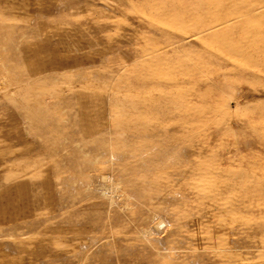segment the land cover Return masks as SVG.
<instances>
[{
  "label": "rangeland",
  "instance_id": "374dc122",
  "mask_svg": "<svg viewBox=\"0 0 264 264\" xmlns=\"http://www.w3.org/2000/svg\"><path fill=\"white\" fill-rule=\"evenodd\" d=\"M0 264H264V0H0Z\"/></svg>",
  "mask_w": 264,
  "mask_h": 264
},
{
  "label": "bare ground",
  "instance_id": "6f19581e",
  "mask_svg": "<svg viewBox=\"0 0 264 264\" xmlns=\"http://www.w3.org/2000/svg\"><path fill=\"white\" fill-rule=\"evenodd\" d=\"M225 13V12H224ZM225 15V14H224ZM232 19V18H231ZM234 21L233 22H231V23H228V24H225L224 26H221V27H208V28H203V29H201V30H199V31H197L196 32V35L195 34H193V35H195L196 36V38L197 37H199L200 35V37H208L209 35H217V34H221V33H224L225 31H227L228 29H230L232 26H235L237 23H239V21L237 20V19H233ZM226 21H228V20H224V22H226ZM236 21H238V22H236ZM205 34V35H204ZM189 37V36H188ZM187 38V36H180L179 37V39L178 40H175L176 42H181V41H183L184 42V40ZM247 41H246V43H236L235 41V43L233 42V40L232 39H229V41H227L228 42V44L235 50V52L236 53H238V54H243L245 57H247L248 59L250 58V54L246 51V50H243L242 48L245 46V47H247V44H248V42L249 41H253V38H247L246 39ZM186 41H188V39L186 40ZM190 41V40H189ZM188 41V42H189ZM173 42V41H172ZM172 42H169L168 44H167V46L170 44V43H172ZM182 42V43H183ZM244 42V41H243ZM191 43V42H190ZM236 44V45H235ZM239 47V49H237ZM250 61H251V59H250ZM258 71V69H255V70H252V73L253 74H257L256 72ZM224 73V72H223ZM224 74H226V73H224ZM232 86V85H231ZM128 204V203H127ZM124 207H127V206H125V203H124ZM162 221H165V220H162L161 219V221L160 222H158V223H156V227L158 228L159 226H161L160 224L162 223ZM155 223V222H154ZM165 223V222H164ZM163 224V223H162ZM148 227V228H147ZM146 228H144V230H145V232H148V231H150L152 228L150 227V226H147ZM143 228V227H142ZM149 233H151V231L149 232ZM141 235H142V232H141ZM146 238V237H145ZM144 238V239H145Z\"/></svg>",
  "mask_w": 264,
  "mask_h": 264
}]
</instances>
